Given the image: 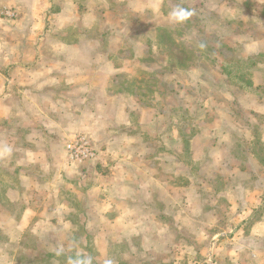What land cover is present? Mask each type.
<instances>
[{"label":"rangeland","instance_id":"rangeland-1","mask_svg":"<svg viewBox=\"0 0 264 264\" xmlns=\"http://www.w3.org/2000/svg\"><path fill=\"white\" fill-rule=\"evenodd\" d=\"M262 1L165 0L150 15L103 18L117 80H97L104 94L80 97L81 110L56 112L42 101L41 121L65 124V152L50 163L42 155L8 160L0 184L22 186L14 194L26 207H46L7 205L0 264H264ZM177 6L193 15L174 23ZM33 22L0 6L4 59L20 38L15 31ZM74 137L89 140L96 155L72 160ZM39 216L48 222L33 223Z\"/></svg>","mask_w":264,"mask_h":264},{"label":"crops","instance_id":"crops-1","mask_svg":"<svg viewBox=\"0 0 264 264\" xmlns=\"http://www.w3.org/2000/svg\"><path fill=\"white\" fill-rule=\"evenodd\" d=\"M163 1L165 0H0V6L8 5L24 17H34V22L27 30L15 31L20 38L15 40L17 43L13 47L7 49L8 58L4 59L0 55L1 176L7 175L4 169L5 166H10L8 160L13 157L16 164L23 165L24 156L36 160L42 155L50 163L64 154L61 138L65 124L59 120L54 122L52 118L41 121L39 113L46 115L45 110H48L44 107L47 103L42 101L48 99L51 110L56 112L70 110L71 107L81 110L82 104H85L82 102L85 101H81L80 97L104 94L105 89L97 80H117L118 66L114 58L105 55L103 50V18L107 15H150L156 5H160V9ZM50 17H53L50 28L45 26L42 30L38 29V25ZM24 32L30 35L25 38ZM54 32H62V38L54 37ZM77 32L76 38L71 36ZM81 32L95 35L84 36L80 35ZM31 33L37 35V38L29 39ZM39 37L41 39L38 41ZM45 46L51 49V53L48 56L39 55L41 47ZM84 50L88 53L94 50L93 55L80 57ZM83 61L88 66L93 65L90 70L81 71L82 68L78 65ZM73 63L76 66L71 69ZM44 65L47 66L45 70L42 68ZM104 65L108 71L104 70ZM33 135L38 137H32ZM28 141L34 144H28L29 149H26L24 144ZM22 190V186L0 184V231L3 223L7 222L4 218L7 205L25 206L14 194ZM43 202L39 205L36 201L34 208L29 202L30 205L25 206V209L34 210L39 206L45 208ZM40 217L33 219V223L48 222ZM23 222L24 219L19 220V223Z\"/></svg>","mask_w":264,"mask_h":264},{"label":"built area","instance_id":"built-area-1","mask_svg":"<svg viewBox=\"0 0 264 264\" xmlns=\"http://www.w3.org/2000/svg\"><path fill=\"white\" fill-rule=\"evenodd\" d=\"M7 14L13 15L11 11ZM68 155L72 160L84 161L93 158L96 155L91 142L85 137H74L67 143Z\"/></svg>","mask_w":264,"mask_h":264},{"label":"clouds","instance_id":"clouds-1","mask_svg":"<svg viewBox=\"0 0 264 264\" xmlns=\"http://www.w3.org/2000/svg\"><path fill=\"white\" fill-rule=\"evenodd\" d=\"M193 15V11L182 6H177L169 12V17L174 23H183L187 21ZM74 264H91V259L74 261ZM105 264H112L111 260L105 262Z\"/></svg>","mask_w":264,"mask_h":264}]
</instances>
